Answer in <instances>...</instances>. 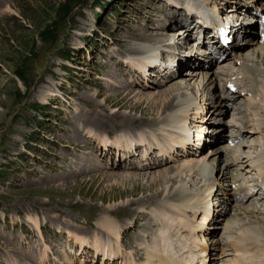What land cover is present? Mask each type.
I'll return each instance as SVG.
<instances>
[{
    "label": "rangeland",
    "instance_id": "1",
    "mask_svg": "<svg viewBox=\"0 0 264 264\" xmlns=\"http://www.w3.org/2000/svg\"><path fill=\"white\" fill-rule=\"evenodd\" d=\"M187 1L0 0V264H110L109 258L118 251L119 257L121 251L126 255L130 250L124 245L119 250L120 238L135 248L141 238H147L154 224L146 213L151 206L146 199L128 208L125 205L160 190V184L143 190L130 187V179H122L145 173L144 184L147 175L177 171L186 160L176 155L175 160L167 156L166 163L148 169L137 165L142 157L145 164V151L141 153L140 148L134 159L136 153L122 148H127L124 141L137 143L139 135L125 139L120 131L144 130L126 127L122 121L120 114H130L124 96L131 90L138 93L145 110L154 97L178 91V81L190 68L182 67L176 49V53L166 48L152 55V51L136 52L131 47L160 43L166 40L165 33L181 29L183 24L175 22L173 15L183 14ZM220 1L190 0L225 17ZM226 1L223 4L230 7L231 1ZM241 9L236 8L232 17L244 14L239 13ZM188 37L177 40L183 42L181 56L203 53L192 47L195 40ZM247 38L238 41L236 52L249 48ZM222 55L218 62L209 58L208 66L201 70L210 72L227 61ZM173 57L178 65L168 63ZM154 66L160 73L177 71L162 77ZM209 105L205 116L213 107ZM153 113L150 110L142 119L150 120ZM229 117L226 108V113L206 127L211 136L201 155L226 142L223 137L229 131ZM151 129L144 131L148 139L144 145L159 147L164 142ZM108 145L113 148L103 151L102 146ZM114 150H122L118 153L121 161ZM175 151L186 153L182 146ZM131 156L132 161L126 163ZM116 205L124 206L109 213ZM144 213L147 215L142 216ZM219 213L227 219L234 210L229 204ZM106 217L117 225L119 240L110 239L100 228ZM96 237L111 242L115 254L95 248ZM220 248L221 253L227 247Z\"/></svg>",
    "mask_w": 264,
    "mask_h": 264
},
{
    "label": "bare ground",
    "instance_id": "2",
    "mask_svg": "<svg viewBox=\"0 0 264 264\" xmlns=\"http://www.w3.org/2000/svg\"><path fill=\"white\" fill-rule=\"evenodd\" d=\"M223 1L224 3L228 2ZM230 1V7H225V4L222 3L221 8L226 11V16L230 17L228 21L230 20V29L234 40L228 47L217 45L214 40H211L210 44L214 46V52L221 55L222 53L225 54L227 61L220 62L210 72L201 70L208 66V59L218 62L221 58L217 59L212 51L203 47H195L197 45L195 41H193L192 47L200 48L199 50L203 53H198L199 55L192 57L193 52H187L188 54L183 57L181 56L183 51H180L183 42L180 41L178 44L177 41L179 38L185 40L188 35L191 37L192 32H205L194 16L185 14V11L191 14L197 13L201 19L207 16L211 21L216 20L218 13L215 12L216 10H211L208 5L201 6V4L188 0L182 6L183 14L174 13L173 15L175 22L180 21L183 24L181 29L165 33L167 38L161 40L160 43H154L151 46L142 44L131 47L136 52L152 51V55L157 54L159 50L162 52L166 48L171 49L172 53H176V49L180 53L177 58L184 65L182 67H186L188 70L190 68L184 73L185 76L178 81L180 85L178 91L154 97L153 101L146 104L147 109L145 110L142 109L143 101L138 93L133 90L127 92L124 97L127 96V101H129L127 108L130 114H120L126 127L129 125L139 126L144 131L152 128L151 130L158 133L156 139L164 142L160 143L159 147L144 145V141H148L144 131H132V134L129 133L131 131H120L123 132L125 139H128V135L131 137L138 133L137 143L135 140L124 141L127 148L122 149L128 151L129 154L136 153L137 156L134 159L139 157L140 148L142 149L141 153L145 151L143 156L146 166L142 162L143 157L139 158L137 163L141 168L148 169L153 164L157 166L166 163L167 156H172L171 159L174 158L175 160L174 156L180 155L186 160L185 163L179 165L182 168L180 167L181 169L177 171L166 170L165 174L158 171L156 175H147L148 180L144 184L145 173L138 174V178L137 174H134L128 175L130 177L127 178L124 176L122 179V181L130 179V187H143V190H152L155 184H160V190L155 189L146 198L132 199L125 207L128 208V206L145 199L146 203L151 206L149 212L146 213L152 217L154 224L151 231L146 234L148 239L143 236L145 239L141 238L142 241L138 248L143 250L144 255L153 256L165 264H196V259L198 264H204L206 250L209 252L208 263V260L212 259L210 254L213 248L219 243L218 235L213 236L214 227L218 225L217 222L222 217H220L219 209L226 208V205L229 204L232 205L234 213L231 217L224 218L220 226L221 242L228 248H226L227 250L222 248L221 251V254L226 253V257L228 256L226 264H264V238L261 236H264V219L257 216V213H260V210L264 208V41L261 40L259 33V21L254 16L248 17L249 14H252L250 9L257 8L256 4L248 7L240 5L255 0ZM208 3L212 4V1ZM213 3H217V1ZM204 4L207 2L204 1ZM167 6L170 10V3ZM238 7L244 9L245 12L239 11L240 14L242 12L244 14L237 18L232 17L236 16L234 11ZM185 19L187 20L185 21ZM187 22H191L190 25H186ZM252 28L254 31H251ZM172 34L173 36H170ZM244 37H248L246 42L250 45L249 48L243 52H236L235 46ZM205 53L209 55V58H206L208 56ZM171 62L179 64L176 57H173L168 63ZM129 65L131 64L129 63ZM155 66L153 68L157 70L159 67ZM234 67L236 68L235 71H231ZM176 71L167 70L166 73H160V69H158L162 77L170 73L174 74ZM245 72L249 73V77H242V80H245L244 84H249L248 78H251L254 81L255 88L253 90L255 92L249 98H247L248 94L246 93L226 92L227 83L241 77ZM242 80L241 83L243 84ZM180 92L183 94H179ZM207 104L213 105L212 108L209 107L210 105L208 106L207 112H211L207 116L212 115L209 119L205 116ZM225 107L231 114L227 120L230 126L227 136L230 141L237 139L236 143L234 142L232 145L224 143L215 148H210L206 154L201 155V150L204 146L206 148L211 136L206 127L210 126L212 119L226 113ZM139 110L140 114L136 115V111ZM150 110H153L154 116L152 115L150 120L145 121L146 119L142 118L150 113ZM117 115L116 113L115 116L117 117ZM189 118L190 120H188ZM193 126H195L194 131H191ZM181 146L186 153L174 154L175 150ZM110 147L113 148L108 145V148L102 146V149L109 151ZM114 151L118 161H121L118 153L122 150ZM147 153L152 155L147 157ZM133 156L126 158V163H130ZM232 165L242 168L245 174V178L239 180L238 186L235 188L231 186L233 176L229 172ZM252 179L254 181H251ZM217 200L218 202H216ZM233 200H235L234 203H232ZM123 206L116 205L115 208L113 207L114 209L111 208L108 212L121 209ZM146 213L142 216H146ZM208 216L207 226L211 228L209 230L211 236L203 234ZM190 217L193 218V221H190ZM252 218L256 220H251ZM236 223L239 224L238 227L240 228H237ZM99 225L105 231L104 233L110 235V239L119 240L120 232L112 219L103 218ZM110 243L96 237L94 245L95 248H99L102 252L107 251L113 256L115 253L112 251L114 249L111 250L109 247ZM228 251H231L230 255L227 253Z\"/></svg>",
    "mask_w": 264,
    "mask_h": 264
}]
</instances>
